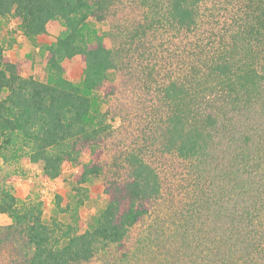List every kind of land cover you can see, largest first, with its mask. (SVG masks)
Here are the masks:
<instances>
[{"label":"trees","instance_id":"trees-1","mask_svg":"<svg viewBox=\"0 0 264 264\" xmlns=\"http://www.w3.org/2000/svg\"><path fill=\"white\" fill-rule=\"evenodd\" d=\"M9 16L29 41L63 29L45 81L0 42V158L22 152L49 180L75 164L76 184L101 178L108 197L78 233L3 189L27 264H264V0H0ZM117 21L114 52L96 25Z\"/></svg>","mask_w":264,"mask_h":264},{"label":"rangeland","instance_id":"rangeland-1","mask_svg":"<svg viewBox=\"0 0 264 264\" xmlns=\"http://www.w3.org/2000/svg\"><path fill=\"white\" fill-rule=\"evenodd\" d=\"M118 22V21H117ZM97 24L96 29L103 37L108 48L114 52L121 48V37L128 29L126 21ZM20 21L11 16L0 18V42L4 46L5 54L13 60L27 61L30 65L24 71V76L34 77L39 81L46 80V51L44 47L56 41L62 27L48 24L47 32L34 41L26 40L20 30ZM66 78L74 84L83 79V69L79 56L64 62ZM102 111L106 106H102ZM114 126L120 124L119 119L110 122ZM20 152L17 157L5 161L0 158V195L3 189L11 190L20 207L40 212L41 220L51 225L58 222L70 225L78 233H84L96 224L100 211L107 205L108 197L104 192L101 178H93L88 183L77 185L75 175L80 174V167L67 163L63 167L62 175L54 180L45 178L42 163H31ZM83 160H88L87 156ZM164 216V212L161 211ZM13 220L0 213V264H27L32 253V247L25 233L20 227L10 228ZM146 231V230H144ZM138 258V260H137ZM149 264H155L153 258ZM147 259L136 257L130 264H146ZM155 262V263H154ZM173 258L165 259L162 264H172ZM101 264L93 259L90 263ZM158 264V263H156Z\"/></svg>","mask_w":264,"mask_h":264}]
</instances>
